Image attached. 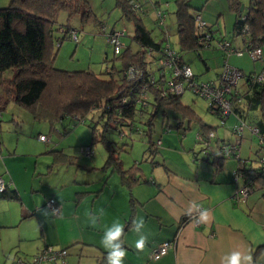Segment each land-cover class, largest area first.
I'll return each instance as SVG.
<instances>
[{
	"label": "trees",
	"instance_id": "16d2710c",
	"mask_svg": "<svg viewBox=\"0 0 264 264\" xmlns=\"http://www.w3.org/2000/svg\"><path fill=\"white\" fill-rule=\"evenodd\" d=\"M226 1L234 15L232 34L242 41L241 45L237 46L232 43L231 38L217 37V43L227 40L234 49L230 53L222 50V54L225 56L238 52L242 54L244 51L250 52L256 46L261 49L264 45V0H248L242 10L240 9L241 0ZM127 2L115 0L116 6L120 8V18L124 17L127 22L130 21L133 31L131 34L125 32L124 37L127 40L124 41L123 37L124 46L119 53H114L112 49L120 65L116 66L113 60L110 67L106 66L107 76L105 77H98L91 71L70 72L57 68L53 64L55 54L53 33L58 12L65 11L70 16L79 15L82 22L94 20L89 0H10L7 6L0 7V74L9 71L8 78H0L3 88L0 104L14 101L34 112L37 117L48 120L50 124L65 117L84 121L86 115L98 109V118H103L104 122L101 129L97 124L92 126L91 143L100 141L110 151L113 141L105 135L107 129L115 130L118 138L125 140L118 145L120 149H123L125 144L130 145L133 134L138 133L147 145L146 151L155 153L160 139L153 138L154 120L160 112L165 116L164 110H169L176 121L172 126L167 121L163 130L166 128L185 130L189 127L192 121L198 119L195 116V110L180 99V93L166 91L162 94L159 84H162L161 80L165 75L172 76V63L170 66H160L158 61L161 59L171 61V55L168 53L171 49L175 52L173 64L188 65L182 61L181 51L185 49L197 51L199 47L204 46L203 40L206 35L209 39L214 38L213 31L207 24L205 28L198 25L197 16H200V8L192 9L190 0H175L178 45L174 47L169 44L167 47L164 43L165 38L162 36L165 30L163 31V28L156 24L157 10H160L166 18V13L159 8L161 3L157 0H151L152 3L149 1L154 16L152 20L155 26H158H156L158 34L155 36L153 29L148 28L143 17L136 12L141 7L143 15L149 13L144 10V6L147 5H144L141 0H127ZM128 5L134 8L130 9ZM152 26L155 28L154 25ZM59 29L67 34L72 29L75 30L68 26H59ZM109 32L106 33V38ZM60 42L61 40H57L56 46ZM259 60L262 61V67L255 73L254 71L245 72L235 67L242 72V77L245 76L248 83V88L240 94V97L246 99L251 111L248 115L244 113L245 120L242 116L241 119L248 125L257 126L258 141L260 136L264 137V80L252 79L264 71V56H261ZM130 64L138 65L143 76L140 80L129 83L124 70ZM130 85H132L131 88ZM209 108L211 110L210 106ZM233 111L232 105V111L224 118L225 121L233 114ZM213 113L219 116L218 113ZM245 115L249 118L248 122ZM162 122H165L164 119ZM202 126H206V130H198V133L208 139V132L213 131L215 126L207 123H203ZM223 142L217 143L211 152L213 159L218 162L225 157L218 156L215 147L218 149ZM199 143L203 146V150L209 148L207 151L210 153V147L212 148L210 143L208 148L203 142ZM259 143L264 145V142ZM86 146L91 148L90 145ZM260 157L256 165L242 162V165L235 169L243 173V182L250 185L252 191L256 189L264 191V170L259 161ZM110 158L115 160L116 157L110 154L108 160ZM130 169L131 172L128 175L122 176L132 182L138 180L139 176L132 177L136 171L135 164ZM119 170L127 171L120 168ZM12 192L11 184H9L3 192H0V195L12 197L14 196ZM106 255L107 252L104 251L95 264H105Z\"/></svg>",
	"mask_w": 264,
	"mask_h": 264
},
{
	"label": "rangeland",
	"instance_id": "374dc122",
	"mask_svg": "<svg viewBox=\"0 0 264 264\" xmlns=\"http://www.w3.org/2000/svg\"><path fill=\"white\" fill-rule=\"evenodd\" d=\"M141 1L144 5L149 7L144 6V10L149 13H144L143 15L141 7L137 9L136 12L143 17L146 26L153 29V35L157 36L158 26L156 25V27L155 22L152 20V17H154L152 14L153 10L151 9L152 2L151 0H145L148 2L144 0ZM157 1L161 2L159 8L166 13V18L161 26L166 31L163 32L162 36L165 38L167 35L169 44L177 47L178 36L174 13L176 7L175 0ZM9 2L10 0H0V7L7 6ZM166 2H168L169 7L168 5L166 6ZM89 3L94 20L91 19L88 22H82L79 15L70 16L65 11L58 12L53 33L55 46L53 64L55 67L66 71H91L98 77H105L107 76L106 66L109 65L110 67L113 60H115V65L119 66L120 61L115 59L111 45L106 42V35H104L105 29L102 27L104 26L107 31H109L112 26L118 29L123 26V22L119 19V9L116 6L115 0H89ZM247 3L248 0H241V5L246 6ZM190 4L192 9L200 8L199 10L202 11L203 19L206 21L207 26L211 27L213 31L212 36L214 37L210 40L209 47H199L197 51L187 49L181 51L184 59L189 62L191 70L197 75L195 79L198 82L211 80L215 76L218 77L226 59L229 63L242 64L245 71L251 70L254 71V73L259 71L262 66V61L254 59L247 51H244L242 54L231 53L226 56L222 54V49L219 47L216 40L217 37L231 38L233 39V44L235 41L238 43L240 40L237 37L234 38L235 36L232 34L234 15L230 11L226 0H190ZM129 8L132 9L134 7L129 6ZM124 23L127 32H131L132 24L130 21L127 22L126 20ZM152 25H154L155 28ZM59 26L75 28V30H77V40L72 39L70 33H63L62 29H59ZM57 40H61L58 46H56ZM261 50L262 53H264V45L261 46ZM204 58L208 69H206L204 64ZM1 77H9V71L2 73V75H0V78ZM240 83L241 82H239V85ZM1 93H3V88L0 83V94ZM180 99L186 105L194 108L202 119L213 123V125H218L217 128H222L219 125V116L211 112L208 106V100L202 95L185 89ZM164 114L165 116L160 112L154 120V139L159 137L161 140L163 136L174 139L171 134H175L176 131L178 132L175 128H170L171 132L167 131L163 133V126L166 125L167 121L171 126L176 121L172 118L169 110H164ZM98 115L99 110L95 109L92 113L85 116L84 121L75 120L73 117H65L62 120L54 121L53 124L50 125L48 120L37 117L34 112L18 105L14 101L2 102L0 104V154L9 156L14 150V152L16 151L15 153L21 155L22 159L8 160L10 168L12 170H19L21 167L26 166L30 172L35 170V183L43 184L36 187H42L46 192V195L43 196L39 191L34 189H27V191H25L23 196L24 200L28 201L29 194L37 198L39 206H34V209L47 208V193L51 191L53 186H56L55 189L62 187L61 190H63L64 194H70V201L73 206H75L77 202L83 203V206H80L81 203L79 204L78 215L81 214L82 210H85L84 216L88 217L90 212L89 206L94 199L96 215L104 213L108 214L107 216L110 218H115L114 220H116V222L120 221L116 212V207L122 205V201L120 200L122 197L120 196H123V198L128 201L125 192H132L131 189H133L132 181L127 180V178L125 179L122 175H128L131 172L130 167L135 164V160H133L134 156L131 154L132 146L130 147V145L125 144L123 149L118 147V145L125 142V140L119 139L115 130L107 129L105 132L107 138L113 141L112 148H110L111 151L106 149L107 147L100 141L91 143L92 126L97 124L101 129L102 123L104 122L103 118H98ZM163 119L165 121L164 123L162 122ZM248 121L249 120H247V122ZM74 123L78 124L74 125ZM39 133H44L43 135L47 138L46 141H40ZM133 135V141L129 139L130 144H133V146H145V144H143V139L139 137L138 133H134ZM230 137L228 141L231 142H236L238 138L235 133H231ZM162 141H164V143L166 142L163 139ZM89 142L93 154L91 156H86L82 152V148H85ZM48 143L54 144L57 148V150L52 153L58 154L62 152L63 157L53 162L50 167H48L49 164H47V162L52 160L53 154L51 156L49 153L43 151V148H45V145ZM175 144L182 150L180 141L175 142ZM164 145V147L168 149L167 151L163 150L164 152L172 156L178 154V151L173 146H168L166 143ZM238 152L241 157L247 156L249 163L256 164L258 158L264 153V145L259 143L256 134L245 127L241 133V143L239 144ZM110 154L116 157L115 160L111 158L108 160ZM138 156L141 162L137 163V165L149 170L146 166L148 163L144 160L146 156H144L143 153ZM35 161H37V163H35ZM119 168L124 171L126 169L129 172H123L119 170ZM122 180L125 181V184ZM27 187H29V184ZM76 190L81 192H76ZM37 193L39 195H35ZM7 203L8 201H5L4 205L0 206V214L3 213V211H9L12 217V215L17 213V209L13 207L9 208V206H13L11 204L5 206ZM73 211L74 210L67 209L68 217L75 215ZM62 214L63 213L54 215L49 213L47 216H44L39 210V223H41L45 230L44 234L45 238H47V242L51 243V246L55 249H62V247L69 245L67 248H64L67 253L65 257L67 264V257L71 261L69 264H95L97 248L83 241L84 239L86 240V237H90L89 239H102L104 230L111 226V219L105 218L103 214L101 220L97 221L100 227L97 229H89L87 227L88 223L81 226L80 220L75 217H72V219H64L61 217ZM20 217L19 215L17 219ZM55 220L57 223L61 220V222L58 223L59 225L56 224ZM35 222H37L36 215L23 221V224L29 226L23 228L26 233L28 231L29 236L34 231L35 237L37 235ZM20 230L21 227L18 228V231ZM89 231L92 233H89ZM15 233L16 227H11L7 228L4 234L9 239L11 235ZM75 236L80 238L84 237V239H81L79 243L71 244L70 241ZM42 242L43 241H40V243ZM36 244L37 241L31 243L27 250L29 255L21 259L29 262V264H36L33 263L35 255L38 253H35ZM100 256H102V252ZM17 260L18 257L13 258L12 254H10L6 258L4 264H19ZM39 264H47V262ZM57 264H59V261H57Z\"/></svg>",
	"mask_w": 264,
	"mask_h": 264
},
{
	"label": "crops",
	"instance_id": "0c3cea01",
	"mask_svg": "<svg viewBox=\"0 0 264 264\" xmlns=\"http://www.w3.org/2000/svg\"><path fill=\"white\" fill-rule=\"evenodd\" d=\"M166 3V6L168 5L169 7L168 2ZM118 9L119 15L121 16L120 8ZM199 14L203 19L202 11H199ZM119 19L123 22V27L126 29L124 23L126 20L124 17ZM102 28L105 29L104 35H106L107 32L116 27L112 26L109 31H107L104 26ZM164 30L165 29H163V31ZM132 31H128V34H131ZM234 38H236V36ZM125 40L127 39L124 37V41ZM210 40L211 39L206 40L208 47L210 46ZM241 41V39L238 43L235 41L234 44L240 46ZM181 57L182 61L189 65V62L184 59L182 54ZM225 61L228 62L227 59ZM204 64L205 66L207 65L205 58ZM229 64L245 71L242 64ZM206 69H208L207 66ZM259 70H261V68ZM250 71L251 70L245 72ZM194 75L197 76L195 73ZM241 78L232 91L234 99L233 114L229 116L227 122L225 121L224 124H220L219 122L222 128H217L218 125H213V123L202 119L193 108L195 110V116L196 118L198 117V119L192 121L185 130L176 131L179 136L176 133L171 134L174 139L163 136L162 139L166 141L165 143L168 146H173L178 151L176 156L164 152L168 149L164 147L165 143L162 139L157 145L158 148L155 153L146 151L147 145L144 141L143 144H145V146H133V144H130V147L132 146L131 154L134 156L133 160H135L136 170L133 173L134 175H131L132 177L139 176V179L136 181L133 180L132 192H125L128 201L123 198V196H120L122 197L120 198L122 205L116 207V212L120 219L119 222L124 225L125 231L123 239L127 254L124 259V264H219L220 257L233 249L251 250L254 257L264 252V191L256 189L250 192L246 197L235 196L237 189L242 184V179L238 178L235 180L233 177V170L241 166L243 160L249 162L248 157H241L239 154V159L225 157V159L218 162L213 159L211 154L212 150L209 153L207 151L208 149H202L203 146L199 143L200 139L198 137V130L205 131L207 127L202 126V124L207 123L211 126H215V129H212L214 137L210 140V145L213 149L217 143L223 141L231 142L228 140L231 138L230 134L233 133L231 131L232 124L235 123L239 117H243L244 119V113L248 115L251 111L250 108H248L246 99L240 97V94L248 88L245 76ZM215 79H217V76L211 80ZM239 82H241L240 85ZM245 118L246 121L249 120L248 116ZM77 124L78 123H74V125ZM162 131L164 133L170 131V129L166 128ZM40 134L44 133H39V135ZM237 139L240 144L241 136ZM178 141H180L182 150L175 144V142ZM88 145H90V142ZM45 146L43 151L49 153L51 156L53 154L52 160L47 162V164H49L48 167L56 160L63 158L62 152L58 154L52 153L57 150L54 144L48 143ZM215 149L217 150L216 147ZM15 152L13 150L9 156L0 154V175L10 182L12 193H14L12 197L0 195V206H3L5 201H8L5 206L11 204L13 206H9V208L13 207L17 209V213L12 215V217L9 211H3V213L0 214V264H4L6 258L10 254H12L13 258H25L28 256L29 253L27 250L34 241H37L35 253L39 252L47 244L52 245L47 242V238H45L44 234L45 230L41 223H39V210L38 208L34 209V206H39L37 198L29 194L28 201H26L23 197L27 189H34L45 196L46 192L44 189L42 187H36L43 184L35 183V170L30 172L26 166L21 167L19 170H12L10 168L8 163L9 159H22V156ZM141 153L146 156L144 160L148 163L146 166L149 170L137 165V163L141 162L138 156ZM35 163H37V161H35ZM122 181L125 184V181ZM28 184L29 187H27ZM55 188L56 186H53L51 191L47 193V200L49 198H54L59 203V213H63L61 215L62 218L72 219V217H75L80 220L81 226L88 223L87 227L89 229H97L100 227L98 223L95 225L91 224L89 218L84 216L85 210H82L81 214L78 215V209L81 205L83 206V203L80 202V204L77 202V204L73 206L70 201V194H64L63 190H61L62 187L58 189ZM76 192L81 191L76 190ZM35 195L39 194L37 193ZM190 201H196L202 208L211 210L212 219L210 222L196 223L195 215L189 217L185 214ZM67 209L74 210L73 213L75 215L68 217ZM89 209V214H95L94 199L91 201ZM103 214L104 213L95 215L98 217V220H101ZM19 215L21 217L17 219ZM33 215L37 217V222H35L37 227L36 237L35 231L29 236L28 231L26 233L23 229L29 227L27 224H23V221L32 218ZM104 215L105 218H110L107 216L108 214ZM140 217L145 221L144 232L148 236L147 247L143 252H137L135 249V242L138 237L130 230L132 221ZM184 217L186 219H184ZM110 219V225L116 222V220H114L115 218ZM60 222L61 220L58 221V223ZM58 223L56 222V224ZM11 227H16V233L14 235L12 234L8 239L4 233L7 231V228ZM19 227H21L20 231H18ZM89 233L92 232L89 231ZM89 238L90 237H86V241L84 237L80 238L75 236L70 242L71 244L79 243L81 239H84L83 242L94 245L97 248L95 256L96 261L101 257V252L103 255V252H106V250L100 243L101 239ZM170 239H173L175 242L173 248H170L165 254L159 257L150 258L149 253L152 248L157 246L160 242ZM40 241L43 242L40 243ZM68 246L69 245L62 248H67ZM67 260L69 264L71 261L68 257Z\"/></svg>",
	"mask_w": 264,
	"mask_h": 264
},
{
	"label": "built area",
	"instance_id": "2783aa9c",
	"mask_svg": "<svg viewBox=\"0 0 264 264\" xmlns=\"http://www.w3.org/2000/svg\"><path fill=\"white\" fill-rule=\"evenodd\" d=\"M156 14L158 16L156 24L158 26H162V23L165 19L164 14L160 10H157ZM197 23L202 28H205L206 26V22L199 15L197 16ZM125 32L126 29L122 26L121 28L114 29L110 31L109 34H107V42L111 45L114 53H119L124 46L123 37L125 35ZM70 34L72 39L77 40V30L72 29L70 31ZM208 39L209 36L206 35L205 39L203 40V43L206 46H208V43L206 42V40ZM164 43L167 47L169 46L167 35L165 36ZM218 45L226 53L234 51V49L231 47L230 42L227 40L218 43ZM168 53L169 55H171V61L162 59L158 61L160 66H170L172 63V76L168 77L165 75L161 80L162 84H159V87L162 89V94L166 93V91L182 94L185 89H189L197 94H200L208 100V104L211 107V110L219 114L220 123L224 124V118H226L232 111V105L234 103L233 95H231V92L234 86H236L239 79L242 77V72L239 69L227 64V62L225 61L223 69L218 75L217 79L198 82L194 78L193 72L188 65L177 66L176 64H173L175 55L174 50L169 49ZM240 53L241 52H238V54ZM249 53L253 56L254 59H259L262 56L261 49L257 46L253 47ZM189 71L191 75H188ZM124 74L126 76V80H128L129 83L133 82L134 80H140L143 76L141 68L136 64H130L124 70ZM252 80H264V71L256 75ZM131 86L132 85H130L129 87L131 88ZM245 127L250 129L254 134L259 133L257 126L248 125L241 118H238L237 121L232 124L231 131L235 133L237 137H239L241 136V133ZM198 137L200 139V142H203L208 148L210 146V138L214 137V132H208V139H206V137L202 136L200 133H198ZM39 139L46 140L47 138L45 135L40 134ZM259 142H264V137L260 136ZM220 145L216 150L219 153L218 156L234 157L239 159L238 139L236 140V142H223ZM210 150H212L213 152L214 149L210 147ZM82 152L86 156H90L93 153L92 149L89 146L82 148ZM259 161L261 162L262 170H264V153L261 154ZM243 162H245V160H243ZM233 177L235 180L238 178L242 179V184L237 189L235 196L237 195L238 197H246L250 192H252L251 186L243 182L244 176L241 171L234 170ZM9 184L10 182L5 180L0 175V192H3ZM46 204L47 207L51 205L52 208L60 209L59 203L54 198H49L46 201ZM59 212L54 215L59 214ZM174 246L175 242L173 239L162 241L157 246L151 249L149 256L150 258L159 257L165 254L170 248H173ZM65 256L66 251L64 249H55L51 245H45L35 255L33 263L39 264L42 262H47L57 264V261H59V264H67ZM17 263L29 264V262L21 258H18Z\"/></svg>",
	"mask_w": 264,
	"mask_h": 264
},
{
	"label": "clouds",
	"instance_id": "9594fccd",
	"mask_svg": "<svg viewBox=\"0 0 264 264\" xmlns=\"http://www.w3.org/2000/svg\"><path fill=\"white\" fill-rule=\"evenodd\" d=\"M188 75H191L190 71ZM219 155V153H217ZM44 216L50 212L56 214L60 209L52 208L49 205L47 208L38 209ZM186 215L192 217L195 215L196 223H208L212 219V212L210 209L202 208L196 201H190L185 212ZM92 225L98 221L95 214L88 216ZM145 221L142 217L134 219L131 225V231L137 235L135 242V249L137 252H143L147 247L148 236L144 232ZM124 225L120 222H114L110 227L104 230L102 239L100 241L102 247L106 250L105 264H124V259L127 254V249L124 246ZM219 264H264V252L259 256L254 257L251 250L233 249L220 257Z\"/></svg>",
	"mask_w": 264,
	"mask_h": 264
},
{
	"label": "water",
	"instance_id": "95a60500",
	"mask_svg": "<svg viewBox=\"0 0 264 264\" xmlns=\"http://www.w3.org/2000/svg\"><path fill=\"white\" fill-rule=\"evenodd\" d=\"M242 8H243V5L240 6V9H241V10H242Z\"/></svg>",
	"mask_w": 264,
	"mask_h": 264
}]
</instances>
